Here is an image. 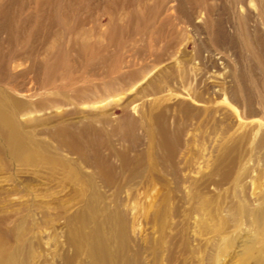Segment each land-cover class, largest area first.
I'll use <instances>...</instances> for the list:
<instances>
[{
	"label": "rangeland",
	"instance_id": "1",
	"mask_svg": "<svg viewBox=\"0 0 264 264\" xmlns=\"http://www.w3.org/2000/svg\"><path fill=\"white\" fill-rule=\"evenodd\" d=\"M92 54L96 67L85 61ZM54 59L70 64L51 79L68 83L70 100L20 117L79 107L113 174L108 183L56 148L68 164L39 180L22 169L18 180L33 193H11L13 204L63 201L50 203L42 223L41 210L26 217L40 222L25 235L27 255L64 261L79 230L84 246L105 239L114 263L130 233L126 255L139 250L144 264H264V0H0V78H18L15 88L0 79V90L29 101L56 96L36 76ZM44 128L27 130L48 140ZM6 176L0 191L13 187ZM81 252L78 262L91 264Z\"/></svg>",
	"mask_w": 264,
	"mask_h": 264
},
{
	"label": "bare ground",
	"instance_id": "2",
	"mask_svg": "<svg viewBox=\"0 0 264 264\" xmlns=\"http://www.w3.org/2000/svg\"><path fill=\"white\" fill-rule=\"evenodd\" d=\"M88 50L89 49H84V51ZM92 57L94 58L95 55L92 54V56L89 58H87V56L85 57L86 64L88 66L96 67L99 62L95 61ZM61 67H64L67 70L70 68V64L57 59L49 60L47 63H45L42 71L38 73L36 72V76L40 81H42L40 89H46V87H50V89L53 88V93L57 92L56 96L42 97L35 101H29L13 95L10 90L7 93L5 91L7 95L3 93V89L0 90L2 91L3 95L5 94L8 98L7 99L5 97L6 102L0 98V173L8 174V176L5 177V180L13 183L12 188H4V191H0V264H64V262L65 264H86L83 262H78V258L82 253V249H85L92 258L91 264H144L142 254L139 250H135L132 254L126 255L125 239L130 236V233L123 234L121 236V240H119V248L122 247L123 249L118 248L115 253L112 252L115 254L116 263L110 260V247L108 246V243L105 241V239L102 238L103 240H98V242H96L94 239H90V242L84 246L83 238L79 240V230L76 238L78 242L76 243L73 252L69 255L67 254L65 260L64 257H61L64 261H61L55 255H53L50 259L44 253L39 252L35 256L32 254V251H29L28 255L25 252L27 248L25 244V235L32 228L34 222L42 223L44 218H51V210L49 208L52 209V207L50 203L52 202L53 209H58L62 206L63 201L62 199L58 200L57 198L54 199L52 197L53 200L51 201L36 200V198L33 200L27 199L26 202L24 201L21 203L14 202L13 204L7 198L8 196L12 195L11 193L22 192L27 193L26 195L33 193L32 190H28L29 180H24L22 182H19L18 180V174L22 169L25 170L33 168L36 175L35 178L40 179V177H43L41 174L43 171H45V168L53 171L62 167L63 165L68 164L59 155L60 152L55 150L56 148L60 151H66L69 154L77 155V160H79L80 163H85L87 166L93 168L94 174L104 177L108 183L110 182L111 175L113 174L114 164L111 162L110 158L105 156L100 149L101 143L97 139L96 134L98 135V131L93 123V119L87 117L88 114L80 111L79 107H75L69 112L64 111V114L56 113V116L47 115L44 117H34L33 119H26L24 121L20 117V115L26 110H46L51 106L59 107L61 105H67V102L70 100V86L68 83L59 84L57 81L51 80L53 78L59 79L57 78L58 74H56V72L57 69ZM110 69L111 68H109V70ZM0 70L2 72L3 69ZM30 71L31 70L28 72L23 71V75L21 77H24L27 74L29 75ZM2 79V81L6 80L9 85L14 87L16 85L14 83H16L18 78L14 80V75L10 74L8 76L6 75ZM62 79L73 80L74 78L68 75L64 76ZM83 88L92 96L94 91L93 87ZM105 89L109 90V88ZM74 94L78 97L79 90L74 91ZM80 113H84L86 115L85 118L80 117V120L77 121L70 118V116ZM37 125L45 126V128L40 133L46 135L48 140L34 138L32 133L27 130L28 128H33ZM133 127L134 123L131 121L127 130H130ZM167 157H170V155ZM127 161L128 160L125 159L124 163ZM124 166L126 167L127 165L124 164ZM15 169H17L16 172H13ZM47 178L48 180L54 182L53 173ZM65 178H68V181H71L75 177H73L72 173H70L69 175L61 178L62 182ZM58 184H60L59 181L57 182V185ZM54 185H56V183ZM49 189L50 188H48L47 192ZM84 189L85 187L82 189H77L73 186L72 191L73 193H77L78 190L84 191ZM86 192L87 190L84 191V193ZM14 206H20V208L14 209ZM38 210L42 211V216H38L40 222L36 220L32 222V220H29L28 218L26 219L31 211L33 213L34 211ZM27 211V214H23V212ZM54 214L55 216L53 217V221L60 218V214ZM88 227L89 224L84 223L82 229H86L88 231V233L85 235H89L90 238ZM22 228L24 229L23 231H21ZM135 230L136 229H133L131 232H135ZM80 236L82 237L81 234ZM89 238L86 237V239ZM126 240L128 241V239ZM74 242L75 241H73V244ZM169 264H171L170 259Z\"/></svg>",
	"mask_w": 264,
	"mask_h": 264
}]
</instances>
